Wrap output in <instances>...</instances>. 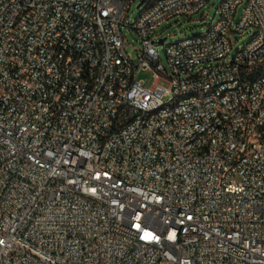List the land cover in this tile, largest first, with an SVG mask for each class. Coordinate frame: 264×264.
Listing matches in <instances>:
<instances>
[{
	"label": "built area",
	"instance_id": "1",
	"mask_svg": "<svg viewBox=\"0 0 264 264\" xmlns=\"http://www.w3.org/2000/svg\"><path fill=\"white\" fill-rule=\"evenodd\" d=\"M137 1L0 0V264H264V0ZM211 1L165 70L158 28Z\"/></svg>",
	"mask_w": 264,
	"mask_h": 264
},
{
	"label": "rangeland",
	"instance_id": "2",
	"mask_svg": "<svg viewBox=\"0 0 264 264\" xmlns=\"http://www.w3.org/2000/svg\"><path fill=\"white\" fill-rule=\"evenodd\" d=\"M141 0L134 3L131 7V10L128 15L129 22L133 24L138 18L139 14L145 9V6L137 9L138 4ZM244 4H241L236 11V15L234 18V25H236L244 11ZM215 14V7L212 5V1L203 8L200 12L191 17L178 16L170 19L167 23L162 24L158 30V40L165 39L163 44H159L157 46L156 51L159 54L160 62L163 65L164 69L169 71V65L167 61V57L165 54L166 46L177 41L183 39L185 37L199 36L203 35L207 30L210 22ZM208 15V16H207ZM207 16V17H206ZM122 34L125 40V50L129 55V58L136 63L137 56L139 50L140 40L138 35L126 28H122ZM250 34L247 33H233L230 37L232 42V50L229 54V59L240 49V47L246 43ZM140 79L145 80L146 85L150 86L153 83L152 72H143L140 74Z\"/></svg>",
	"mask_w": 264,
	"mask_h": 264
},
{
	"label": "bare ground",
	"instance_id": "3",
	"mask_svg": "<svg viewBox=\"0 0 264 264\" xmlns=\"http://www.w3.org/2000/svg\"><path fill=\"white\" fill-rule=\"evenodd\" d=\"M164 0H148V4H158ZM146 9V2L143 3ZM142 6V7H143ZM208 37V30L203 34L196 36V40H204ZM120 67H129L130 58L128 55L119 56ZM63 67H71V60H63ZM261 77H264V68L261 69ZM247 79H257V72H247ZM211 88H217V81H209V87H202L199 90V97H206L211 95ZM184 97L194 98L195 90H184ZM180 104V95H173L167 97L157 98L148 104L147 117H154L156 112H160L163 108H168ZM256 138H264V124L263 129L256 130ZM136 216H141V209H132L129 212V221H136Z\"/></svg>",
	"mask_w": 264,
	"mask_h": 264
},
{
	"label": "water",
	"instance_id": "4",
	"mask_svg": "<svg viewBox=\"0 0 264 264\" xmlns=\"http://www.w3.org/2000/svg\"><path fill=\"white\" fill-rule=\"evenodd\" d=\"M143 3H144V0H142V1L138 4L137 9H140V8L143 6ZM164 41H165V39H162L160 43L163 44Z\"/></svg>",
	"mask_w": 264,
	"mask_h": 264
}]
</instances>
